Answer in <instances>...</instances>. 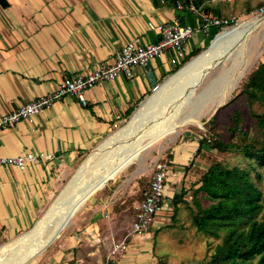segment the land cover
<instances>
[{
  "label": "crops",
  "instance_id": "obj_1",
  "mask_svg": "<svg viewBox=\"0 0 264 264\" xmlns=\"http://www.w3.org/2000/svg\"><path fill=\"white\" fill-rule=\"evenodd\" d=\"M175 17L190 24L201 18L164 0H0V117L55 90L65 76L112 62L116 50L135 37L158 40L148 22ZM214 31L215 27L198 32L202 37H197L195 48ZM188 46L189 42L187 51ZM174 66L166 54L136 69L133 77L121 75L96 85L87 92L86 106L66 96L33 122L0 128V155L44 151L55 156L25 170L0 167V242L35 225L58 186L62 168L108 138L117 123L126 120V112L140 108L152 93L151 79L161 83ZM190 158L181 155L177 160L187 166ZM178 171L183 180L185 168ZM91 208L84 231L65 235L55 249L28 264H158L146 235L130 236L127 252L110 257L113 243L124 238L130 225L122 231L117 220L107 221L101 212L90 214Z\"/></svg>",
  "mask_w": 264,
  "mask_h": 264
},
{
  "label": "rangeland",
  "instance_id": "obj_2",
  "mask_svg": "<svg viewBox=\"0 0 264 264\" xmlns=\"http://www.w3.org/2000/svg\"><path fill=\"white\" fill-rule=\"evenodd\" d=\"M221 1L224 2L219 3V5L223 7L225 15L236 17L237 22L234 25L211 32V36L209 35L210 37L201 47L202 51L198 54L207 50L219 33L235 29L244 20L260 19L261 25L252 34H249L250 37L248 36L243 43L235 48L236 51L233 52V57L214 66V68L212 67L203 77L193 82V87L186 85L179 88L177 85L176 89H170L166 96V101L169 102L165 101L168 105L165 104L156 114V116L161 118L164 116L169 117L173 108L178 110L182 107V113L179 117L190 112L195 114V117L190 122L178 126L177 129L149 136L140 145L126 151V160H123L122 166L118 168L115 174L106 181L102 188L92 191L78 204L80 208L78 207L79 209L70 218L60 235L41 253L30 258L26 264L55 249L65 235H69L75 230L77 233L84 231V227L88 224V207L91 208L93 206L90 214L101 212L105 220L110 222L117 220L119 226L122 227L121 230L126 229L134 218L137 206L142 201L144 192L148 188L151 168L153 162L157 159L169 164V175L171 176L169 179L167 178V197L161 211L162 213L160 212L161 214L156 219L160 223L156 225L154 222L148 231L131 236L146 235L150 239L154 257L157 259L158 264H210V262L216 260V246L222 242L223 232H221L220 237H216L197 229L193 223V211L197 210V206L194 203L192 194L195 188L199 186V184H196L201 174L206 170V166L215 159H223L230 165L240 164L245 166L247 158L241 152L217 153L216 151H208V153H205V157H198V171L197 173L194 172L193 179L186 178L183 180L182 173L178 171V167L185 168L184 166L186 165L182 164L183 162H180L177 158L178 156L189 154L192 157L195 152V146H197L195 144L198 142L199 136L204 133H218L225 140H230L231 131L229 127L234 124L233 118L238 111L241 113L240 129L251 133L256 122L253 113H259L264 110L263 104L257 101L251 103L247 100L246 95L241 93L242 84L247 75L259 62L264 61V11H261V6L264 3L258 5L264 0ZM248 7H254L250 14H246ZM198 36L201 35L196 34L189 40L188 54L196 50ZM241 47L243 48L242 50H240ZM239 51H242L240 56ZM195 56L186 60L179 69ZM177 71H171L161 83L163 84L165 80ZM242 73L243 76L240 77ZM236 80H238L236 86L231 89ZM152 95L153 93H150L144 100ZM177 104H179V107ZM131 115L123 122L117 123L110 135L124 127L130 120ZM91 152L80 156L75 164L62 168L58 186L50 197L46 208L59 195L65 185L69 183L72 176ZM173 154L175 158L171 160ZM175 159L176 161H174ZM190 160L191 158L187 160V163ZM183 186L186 188L185 200L178 205L177 209H174L170 202L180 194ZM98 207L100 208L99 210L97 209ZM30 229L20 232L10 240L0 242V246L10 243L13 239Z\"/></svg>",
  "mask_w": 264,
  "mask_h": 264
},
{
  "label": "trees",
  "instance_id": "obj_3",
  "mask_svg": "<svg viewBox=\"0 0 264 264\" xmlns=\"http://www.w3.org/2000/svg\"><path fill=\"white\" fill-rule=\"evenodd\" d=\"M164 1L175 6L179 2L186 6L193 3L206 15L229 19V25L237 22L236 17L225 15L223 7L219 5L224 2L221 0ZM253 9L248 7L246 14H250ZM222 28L215 27V31ZM201 51V48H197L189 53L184 62ZM182 64L174 66L172 72L177 71ZM241 93L246 95L249 102L257 101L264 105V61L259 62L247 75ZM133 111L134 107L130 108L126 118ZM253 116L256 122L251 133L240 129L241 113L238 111L233 118L234 124L229 127L230 140H225L218 133L199 136L195 152L185 167L183 179H193L194 172L198 171V157H205L208 151L241 152L247 158L245 166L230 165L223 159H215L206 166L196 184L199 186L193 191L197 206V210L193 211L194 225L199 231L211 236L220 237L223 232L222 242L216 246V260L210 264H264V110L254 112ZM185 191L183 186L180 194L173 201L170 200L174 209L185 200Z\"/></svg>",
  "mask_w": 264,
  "mask_h": 264
},
{
  "label": "bare ground",
  "instance_id": "obj_4",
  "mask_svg": "<svg viewBox=\"0 0 264 264\" xmlns=\"http://www.w3.org/2000/svg\"><path fill=\"white\" fill-rule=\"evenodd\" d=\"M260 25V19L244 20L235 29L219 33L207 50L165 80L157 93L141 103L124 127L113 132L87 156L35 225L10 243L0 246V264H26L31 257L41 253L67 223L72 212L78 209V204L92 191L102 188L122 166L123 160H126V151L140 145L149 136L177 129L178 126L190 122L195 114L190 112L179 117L182 107L178 110L173 108L169 117L156 116L158 110L165 106L169 90L177 85L179 88L186 85L193 87V82L203 77L208 70L233 57L235 48ZM242 49L241 47L240 50ZM240 55L242 51H239ZM242 76L243 73L240 77ZM237 81L231 89L236 86Z\"/></svg>",
  "mask_w": 264,
  "mask_h": 264
},
{
  "label": "built area",
  "instance_id": "obj_5",
  "mask_svg": "<svg viewBox=\"0 0 264 264\" xmlns=\"http://www.w3.org/2000/svg\"><path fill=\"white\" fill-rule=\"evenodd\" d=\"M179 9H188L200 13V20L196 24L183 23L179 17L162 22H148V27L159 34V39L144 42L140 37L121 45L115 52L112 62H100L95 68L85 74L65 76L57 88L46 94L37 96L19 108L0 117V128L13 126L20 121L33 122L36 115L54 103L61 101L66 96H73L84 106L88 104L87 92L96 85L106 81L116 80L119 76L133 77L136 69L143 67L151 61L169 54L173 65H180L188 55L187 45L191 38L198 32L206 33L212 27H228L229 19L206 15L193 3L184 5L178 3ZM261 11L264 8L261 7ZM162 83L152 87V93L159 91ZM52 153L44 151H25L15 155H0V167L11 166L25 170L32 164H40L54 159ZM169 175L168 164L157 159L153 162L151 176L145 197L137 206L134 218L126 231L124 238L113 243L109 256L127 252L129 249L128 238L150 229L156 216L163 210L167 197V178Z\"/></svg>",
  "mask_w": 264,
  "mask_h": 264
},
{
  "label": "water",
  "instance_id": "obj_6",
  "mask_svg": "<svg viewBox=\"0 0 264 264\" xmlns=\"http://www.w3.org/2000/svg\"><path fill=\"white\" fill-rule=\"evenodd\" d=\"M198 55H199V54H198ZM196 56H197V55H196ZM180 69H181V68H180ZM180 69H179V70H180ZM179 70H178V71H179ZM178 71H177V72H178ZM151 80H152V84H153V86H154V85L156 84V80H155L154 78H152ZM143 101H145V100H143ZM143 101H142V102H143ZM142 102H141V103H142ZM141 103H140V105H141ZM135 111H136V109L133 111V113H134ZM133 113H132V115H133ZM132 115H131V116H132ZM79 208H80V207H79ZM79 208H78V209H79ZM78 209H75V210L72 212V214L70 215V218L76 213V211H77ZM69 220H70V219H69ZM69 220H68L67 223H65V225H64V226H63V227H62V228L56 233L55 237L53 238V240H52L48 245H50V244L55 240V238L58 237V236L60 235V232H61V231L67 226ZM46 247H47V246H46ZM46 247H45V248H46ZM45 248H44V249H45ZM31 258H32V257H31Z\"/></svg>",
  "mask_w": 264,
  "mask_h": 264
}]
</instances>
